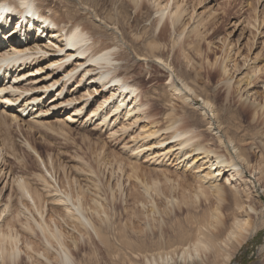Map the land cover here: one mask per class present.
Returning <instances> with one entry per match:
<instances>
[{
    "label": "rangeland",
    "instance_id": "rangeland-1",
    "mask_svg": "<svg viewBox=\"0 0 264 264\" xmlns=\"http://www.w3.org/2000/svg\"><path fill=\"white\" fill-rule=\"evenodd\" d=\"M48 2L59 8L65 9L67 5L73 10L79 9L80 13L76 18L83 20L87 25L90 13L108 15L110 21H107L110 26H101L104 35L98 34L96 37L99 38V43L116 44L118 51L116 58L117 56L119 58L115 63L116 70L122 71L128 81L133 82L140 90L138 91L142 99L147 102V106L153 107L158 118L166 112L162 105L163 99L173 97L167 87L169 71L155 62L159 57L174 69L179 81L184 80L192 88L201 90L202 94L213 97L211 102L220 111L224 129L228 131L229 136L226 138L231 139L233 144L249 145L254 138H262L264 141V136H249L255 131L264 132V124L251 119L252 112L242 108L238 98L239 92L234 88L238 73L236 69L241 68L245 60L246 68L249 71L254 70V66L250 65L254 53L259 52L257 58H261L255 62L253 60L255 66L264 65V34L259 37L256 33L258 28L264 30V0H135V3L125 0H48ZM160 5L161 9L165 6L169 12L177 6L181 13L180 17L171 23L169 16L165 14L163 23H158L157 11L160 10ZM18 20L20 21L19 18ZM233 23H237L236 26ZM109 27L115 28L117 32L112 33L110 30L112 28ZM240 30L242 37L239 35ZM253 38L258 44L255 50L251 49L253 53L250 54L251 51L249 52L247 47ZM238 42L242 44V49L238 47ZM229 43L233 46L230 47ZM261 77L264 78V71L259 72L257 78ZM228 79H231L232 84L227 96L223 82ZM258 99H261V94ZM170 100L184 118L182 122L186 120L185 123L190 121L205 125L206 122L200 119L198 108L179 104L176 98L175 101L174 98ZM207 112L206 117L209 118L211 114ZM54 119L56 120V117L51 123L48 122L49 124H11L5 128L0 127L2 145L0 200L8 201L9 195L14 200H11L14 210L18 208L20 210V206L21 209L24 208L18 218L12 219L13 226L10 225L13 229L15 227L14 231L19 235L18 247L21 250L25 249L28 242V245L48 258L47 262H44L43 258L36 261V258L22 254L20 264L33 262L60 264L59 243L53 236L40 232L34 220L39 222L43 219L50 231L59 230L62 236L60 240L70 251L75 264H130V259L136 264H146L144 258L147 259L150 253L166 250L170 244L179 245L183 231L190 236L188 243L195 241L200 228L203 234L209 233V223L213 222V218L209 217V202L212 206L209 195L208 199L201 195L195 198L191 187L189 191L192 193L179 187L171 190L170 182L162 177L160 171H156L157 169L154 171L151 165L128 157V151L122 149L124 141L129 137L128 134L107 136L108 131L105 128L102 130L92 124L79 122L66 126L56 123ZM200 137L204 140L211 138V142L215 146L218 145L214 136ZM226 143L231 147L229 141ZM255 146L256 144L251 145L249 149L251 165H255L260 159ZM221 149L224 151L219 152L226 157L224 147L219 150ZM133 161L140 164L135 173L138 177H144L147 182L154 180L156 183L147 194L140 189L131 175L129 163ZM168 171L167 173L172 174L167 177L172 180L174 177L171 175L179 174L177 185L194 183L191 175L182 176L180 171L171 168ZM249 174H253L252 178L247 177L250 183L236 180V185L247 194L257 210L261 209V212L257 218L252 217L251 221L253 224L256 223L255 229L252 235L243 240L240 249L235 253L233 264H253L264 258V252L259 251L264 246V183L258 185L254 180L256 177L253 166H250L244 176ZM12 177L28 182L39 194L37 207L33 208L27 201L20 199L16 194L15 182H10ZM174 180L176 181L175 178ZM182 180L187 184L180 182ZM42 182H46L50 190L51 188L61 190L62 197L69 195L70 203L79 202L84 216L90 220L93 227L74 218L76 211L69 202L61 201L62 205L60 202L58 204V201L54 203V200L48 199L43 191ZM180 191L186 196L184 198L181 194L186 202L179 196ZM226 197L229 204H224L219 209L223 223H227L231 218L232 200L230 194L227 193ZM67 208L69 210H66ZM201 224L207 225L203 229ZM200 259L209 262L208 255Z\"/></svg>",
    "mask_w": 264,
    "mask_h": 264
},
{
    "label": "bare ground",
    "instance_id": "bare-ground-1",
    "mask_svg": "<svg viewBox=\"0 0 264 264\" xmlns=\"http://www.w3.org/2000/svg\"><path fill=\"white\" fill-rule=\"evenodd\" d=\"M125 1L135 3V0ZM65 7L64 9L50 5L48 0L46 3L42 0H0V19H3L0 25L10 24L11 26L10 28L3 27L0 34V127L5 128L6 125L11 124L41 125L51 123L56 117V120L54 119L56 123L66 126L79 122L92 124L95 128L100 127L102 130L105 128L108 131L107 136L128 134L129 137L127 141H124L122 149L128 151L129 158L137 162L140 160L141 163L151 165L154 171L156 169L160 171L162 177L171 183H169L171 190L179 187L183 191L193 192L195 198L200 195L207 198L209 195V201L212 200V206L209 202V217L213 218V222L209 223V233H207L209 236H206V233L203 234L200 231L201 228L196 227L199 229L197 230L200 236L196 233L198 236L196 235L195 241L188 243L190 236L183 231L179 245L170 244L166 250L150 253L147 259L144 256L146 264H233L235 253L240 249L243 240L252 235L255 229L254 224L256 223L253 224L252 217L257 218L261 212V209L257 210L250 202L247 194L239 189L236 180L247 183L249 181L247 177L252 178L253 174L246 177L244 174L250 166H253L254 177H256L254 180L258 185L264 183L263 139L254 138L249 145L233 144L231 139L226 138L229 136L228 131L224 129L220 111L211 102L213 97L209 94H202L201 90L192 88L184 80L179 81L174 69L159 57L155 59V62L169 71L167 87L174 101L176 98L179 104L198 108L200 119L206 123L200 125L194 122L192 124L190 121L185 123L186 120L182 122L184 118L177 112L169 96L167 99L163 97L162 105L166 112L158 118L153 107L147 106V102L142 99L140 90L133 82L128 81L126 75L121 73L122 71L116 70L115 63L119 60L118 56V59L116 58L118 52L116 44L99 43L100 40L96 37L102 34L101 26H110L108 15L99 16L96 12L90 13L89 25H87L83 23V20L76 18L80 13L79 9L73 10L67 5ZM157 12H159L158 23H163L165 14L169 16L171 23H174V19L177 20L181 15L177 6L169 12L168 8L164 6L161 9L160 5V10ZM233 24L236 26L237 23ZM109 28L113 29V27ZM112 29H110L112 33L117 32L115 28ZM241 32L240 30V37H242ZM256 33L261 37L264 30L261 31L258 28ZM229 44L230 47L233 46L232 43ZM257 44L258 42L253 38L247 47L249 52L251 49L255 50ZM241 46L242 44L238 42V47L241 48ZM252 53L253 51L250 52ZM258 54L259 52L254 53V59L250 64L254 66V70L249 71L246 68V60L241 68L236 69L238 73L234 88L239 92L238 98L242 108L252 112L251 119L264 124V78H257L259 72L263 73L264 65L255 66V60L260 58H257ZM255 81H259L260 84ZM223 83L228 96L232 84L231 79ZM70 86L72 88L68 90ZM259 88L262 90L260 91ZM260 94L261 99H258ZM207 111L211 114L209 118L206 117ZM200 136H214L218 143L216 146L222 145L227 156L219 152L224 151L219 150L222 146L218 149L211 142V138L204 140ZM249 136H264V132L255 131ZM226 141L232 144L231 147ZM254 144H256L260 159L255 165H251L249 149ZM1 148L0 142V153ZM129 164L136 184L144 193H149L154 188L155 181L152 179L153 181L147 182L144 177L140 178L141 176L138 177L135 174L140 164L134 161ZM169 168L180 171L182 176L191 175L194 183L191 184L189 178L188 184L184 180L180 181L187 185H177L179 174L171 175L176 181L174 178L169 179L167 176L172 174L167 173ZM10 182H15L16 194L20 196V199L27 201L33 208L38 206L39 194L30 187L28 182L18 177L17 179L12 177ZM41 184L48 199L54 200V203L58 201V204L61 201L69 202L76 211L74 218L92 226L90 220L84 216L79 202L70 203L69 195L62 197L61 190L48 189L46 182ZM190 187L193 189L192 192L189 191ZM227 193L230 194L232 200L230 202L231 218L227 223H223L219 209L224 204H229ZM181 194L182 191L179 195L182 198L183 194ZM255 195L258 196L256 193ZM8 197V201L0 200V264H20L22 254L29 258H36V261L43 258V261L47 262V256L32 248L28 242L25 249L21 250L18 247L17 242L19 241L17 240L20 238L14 231L15 227L14 229L12 227V219L18 218L17 216L21 210L23 212L24 208L21 209L20 206V210L19 208L14 210L12 204L14 200L9 195ZM183 197L186 196L183 195ZM183 201L187 200L183 199ZM42 220L39 222L34 220V224L43 234L47 233L54 239L56 238L60 246L58 250L60 264H75L70 251L60 240L62 236L59 230L50 231L49 226L47 227ZM205 226L202 225V228ZM259 251L264 252V246ZM206 255L209 256V262L200 259ZM130 264L136 263L130 259ZM253 264H264V258Z\"/></svg>",
    "mask_w": 264,
    "mask_h": 264
}]
</instances>
